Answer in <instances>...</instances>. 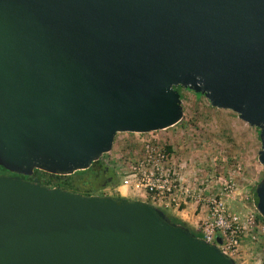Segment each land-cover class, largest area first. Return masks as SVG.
Instances as JSON below:
<instances>
[{
  "label": "water",
  "instance_id": "obj_1",
  "mask_svg": "<svg viewBox=\"0 0 264 264\" xmlns=\"http://www.w3.org/2000/svg\"><path fill=\"white\" fill-rule=\"evenodd\" d=\"M179 87L258 128L264 166V0H0L11 172L73 175L175 127ZM254 199L264 219V179ZM0 264L238 263L148 203L0 176Z\"/></svg>",
  "mask_w": 264,
  "mask_h": 264
},
{
  "label": "rangeland",
  "instance_id": "obj_2",
  "mask_svg": "<svg viewBox=\"0 0 264 264\" xmlns=\"http://www.w3.org/2000/svg\"><path fill=\"white\" fill-rule=\"evenodd\" d=\"M181 95L184 118L180 124L150 135L118 134L111 154L104 155V160L116 163L118 156L126 155L129 146L142 138L155 136L162 141H171L175 146L177 164L187 163V168L181 172L183 177L201 180L211 177L217 189L233 179L234 191L226 197L230 209L242 215L257 211L255 189L264 179V166L259 162L262 146L260 130L242 121L232 111L212 107L205 96L194 91L182 88ZM102 193L151 204L145 195L123 187L121 179L115 186L99 191V194ZM188 209L195 211L193 206ZM160 210L179 218L185 227L196 230L187 220H183V216L174 213V209ZM241 251L240 264H264V236L257 242L246 239Z\"/></svg>",
  "mask_w": 264,
  "mask_h": 264
},
{
  "label": "built area",
  "instance_id": "obj_3",
  "mask_svg": "<svg viewBox=\"0 0 264 264\" xmlns=\"http://www.w3.org/2000/svg\"><path fill=\"white\" fill-rule=\"evenodd\" d=\"M174 151L171 141L151 136L133 142L126 155L109 164L121 173L123 187L145 195L152 206L180 212L193 206L195 211L205 213L195 226L201 239L216 244L224 255L240 264L243 242L246 239L257 242L264 236V219L258 211L242 215L230 209L226 197L234 191L233 179L217 189L211 177L202 180L183 177L181 172L187 163L177 164Z\"/></svg>",
  "mask_w": 264,
  "mask_h": 264
},
{
  "label": "trees",
  "instance_id": "obj_4",
  "mask_svg": "<svg viewBox=\"0 0 264 264\" xmlns=\"http://www.w3.org/2000/svg\"><path fill=\"white\" fill-rule=\"evenodd\" d=\"M177 90L181 92L182 88L179 87V88H177ZM201 96H203V95H201ZM182 99H183V97H182ZM259 133H260V131H259ZM89 173H90V169L85 170V171H78L75 174L69 175V176H56V175H50V174L44 173V172L39 171V170H35V176L36 177L38 176L39 182L43 186H47V187H50V188L58 187V188H62L64 190H69V191H72V192H75V193H80V194H83V195H93L98 190L93 189L91 186L90 187H86L89 184V180H88ZM100 189H102V187ZM118 198L122 199L121 197H118ZM161 211L173 223L185 226V223L183 221H181L179 218L174 217V216H169L163 210H161ZM189 230L197 238H201V235L199 234L198 231L193 230L191 228Z\"/></svg>",
  "mask_w": 264,
  "mask_h": 264
},
{
  "label": "flooded vegetation",
  "instance_id": "obj_5",
  "mask_svg": "<svg viewBox=\"0 0 264 264\" xmlns=\"http://www.w3.org/2000/svg\"><path fill=\"white\" fill-rule=\"evenodd\" d=\"M121 173L113 168L108 162L104 160V156L100 158L97 162H95L91 168L89 173V184L86 187H92L93 189L98 190L93 195H105V193L99 194V191L105 190L107 187L115 186L120 182ZM0 176L6 177H21L28 181H35L39 179L35 176V172L31 176H24L22 174L14 173L6 169L5 167L0 165ZM103 185H105L103 187ZM102 187V189H100ZM86 189V188H85ZM89 196V195H88Z\"/></svg>",
  "mask_w": 264,
  "mask_h": 264
},
{
  "label": "crops",
  "instance_id": "obj_6",
  "mask_svg": "<svg viewBox=\"0 0 264 264\" xmlns=\"http://www.w3.org/2000/svg\"><path fill=\"white\" fill-rule=\"evenodd\" d=\"M173 212L176 214H179L180 216H183V220H185V221L187 220L194 227L197 225L198 221L206 215L203 212L194 211L193 209L187 210V208L182 212L175 211V210H173Z\"/></svg>",
  "mask_w": 264,
  "mask_h": 264
}]
</instances>
